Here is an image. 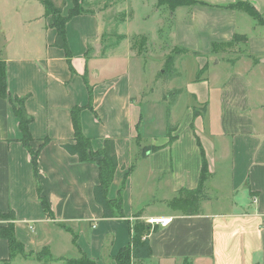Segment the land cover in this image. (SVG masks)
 Wrapping results in <instances>:
<instances>
[{
	"label": "crops",
	"instance_id": "1",
	"mask_svg": "<svg viewBox=\"0 0 264 264\" xmlns=\"http://www.w3.org/2000/svg\"><path fill=\"white\" fill-rule=\"evenodd\" d=\"M199 1L173 10V39L176 47L188 50L179 53L174 64L182 69L186 65L182 55L191 54L198 71L184 86L192 100L186 107L185 127L179 130L180 121L172 131L141 144V117L131 90V64L128 67L133 57L137 66L138 51L133 52L126 34L107 30L106 11L78 14L66 22L71 74L64 51L54 45L56 31L42 4L38 0H0L4 41L0 58L5 62L10 95L0 97V214L13 210L14 234L25 252L46 247L54 259L48 264H66L65 259L81 253L96 264H116L112 256L128 243L130 228L140 212L139 218L152 229L148 235L151 256L134 264H264V0ZM235 1L253 5L263 23L242 9L224 7ZM107 4L104 2L105 7ZM72 5V0H65L62 14ZM24 7L26 13L21 15ZM13 11L19 34L15 52L8 53L4 47L12 34L6 33L2 22L3 15ZM256 26L261 30L250 31ZM234 34L246 39L211 51L213 42H229ZM108 36H116L115 43H108ZM121 42L124 51L119 49ZM241 45L246 48L240 49ZM89 53L115 63L124 55L122 64L126 65L116 68L102 63L98 68L107 72L96 79L87 67ZM14 96H25V110L32 116L30 145L33 151L39 149L37 179L31 155L21 141L11 100ZM75 106L82 107V131L94 150L102 147L105 138L114 140L118 165L107 196L113 199L120 190L121 216L103 217L93 199L96 164L79 162L61 147L72 141L70 110ZM194 109L199 111L196 116ZM135 141L146 160L133 162ZM197 141L208 166L203 183L206 197L197 213L186 215L169 203L179 190L197 186L201 169ZM144 161L148 162L147 175L162 173L164 177L166 192L158 201L167 206L165 211L150 212L135 201L133 183ZM222 168L228 176L230 201L225 202L228 209L216 210L213 203L218 197L207 193L223 189L214 176ZM41 196L47 200L51 216L46 214ZM160 219L166 222L154 221ZM7 222L0 216V225ZM8 256L7 241L0 238V258ZM33 261L39 264L36 260L21 262Z\"/></svg>",
	"mask_w": 264,
	"mask_h": 264
},
{
	"label": "rangeland",
	"instance_id": "2",
	"mask_svg": "<svg viewBox=\"0 0 264 264\" xmlns=\"http://www.w3.org/2000/svg\"><path fill=\"white\" fill-rule=\"evenodd\" d=\"M82 3V9L89 12H93L98 9L105 17L107 30H112L113 34H126L129 43L132 45L133 52L138 51L137 66L134 63V57L131 58L128 67L131 75V90L132 95L135 97V101L139 106L138 111L140 113V123L138 127L139 140L141 144H149L151 136L160 137L171 126L176 125L180 121L179 130L185 127L187 105L192 103L190 96L185 93L184 86L187 80L193 79L197 74L193 58L191 54L182 55L185 59V67L180 69L179 64H174L175 59L178 61V54L173 39V25L174 16L173 10H171L166 4H158L157 0H87ZM34 2V1H33ZM104 2L108 3V7L104 6ZM103 3V4H101ZM157 3V5H156ZM38 7V5H36ZM12 7H10L11 9ZM26 13L24 7L21 11V15ZM12 16V17H11ZM51 16V15H50ZM16 17L15 11L6 13L3 15V28L6 33L12 34L10 40L5 44V51L8 53H14L16 49V41H18V28L19 21L14 19ZM249 20L254 24L251 17ZM261 30L260 26H256L255 32ZM0 46L2 41L1 24H0ZM121 39V38H120ZM108 43H115L116 36H108ZM119 44V49L122 50V44ZM126 43V42H125ZM15 46V47H14ZM124 46V44H123ZM246 46L241 45L240 49H245ZM3 47L0 48V50ZM100 49V48H99ZM98 49V50H99ZM94 51V49H93ZM229 51V50H226ZM92 49L90 50V53ZM98 53V51H96ZM87 56V67L90 72L95 73L96 79L101 78L107 71L102 68H98V65L106 63L109 65H115L116 68H120L123 65V58H120L117 63L115 60L112 62L109 59L100 60L95 59L92 54ZM228 54V53H227ZM1 55V54H0ZM88 55V54H87ZM228 57L231 55H227ZM236 55H232L235 57ZM127 59V55L125 54ZM167 58L170 60L167 61ZM195 59V58H194ZM173 62V64H172ZM179 63V62H177ZM181 63V62H180ZM183 63V62H182ZM173 65L171 68L168 65ZM170 130V129H169ZM172 137V136H171ZM132 159L134 161L146 160L147 157L140 155V147L137 146L136 141L133 142ZM145 158V159H144ZM148 170V162L144 161L140 164L137 176L134 179V192L136 193L137 205L140 208L148 209L150 212L165 211L167 206L160 203L158 200L166 192L163 188L162 173L146 174ZM142 173V174H140ZM138 174H140L138 177ZM219 185L223 187L222 190L210 191L207 193L211 198H217L214 200L213 207L216 210H226L229 204L225 203L230 201L227 191V184L225 180H228L226 174V168H222L214 175ZM156 198L157 200H153ZM171 209V208H170ZM39 251L32 252L31 256H23L17 254L12 260L0 258V264H25L21 261L34 260L35 254ZM23 260H20V258ZM49 263V262H48ZM47 263V264H48ZM27 264H35L30 262Z\"/></svg>",
	"mask_w": 264,
	"mask_h": 264
},
{
	"label": "trees",
	"instance_id": "3",
	"mask_svg": "<svg viewBox=\"0 0 264 264\" xmlns=\"http://www.w3.org/2000/svg\"><path fill=\"white\" fill-rule=\"evenodd\" d=\"M43 8L44 15H51V25L55 28L56 34L54 39V45L61 48L64 51L67 64L69 66L71 74L74 73V69L71 64V53L67 45L65 37V24L71 17L87 13L89 11L82 9V3L84 0H72L73 5L68 9L66 15L62 14L65 6V0H38ZM199 0H157V3L166 4L173 10L180 5H189L193 3H199ZM227 8L242 9L259 22L263 23V18L259 12L249 2L235 1L234 3L227 4ZM246 39L245 35L234 34L233 39L229 42L211 44V51L217 52L220 48H227L232 43ZM188 50L185 48H178V53H186ZM170 59L167 58V61ZM173 64V62H172ZM173 65H168L171 68ZM0 97L10 98L7 90V76L5 62L0 58ZM13 111L18 117V126L22 133L21 141L23 145L28 149L33 166V173L37 179V157L39 149L35 151L31 148L30 142L32 136L29 131V123L32 120V116L28 114L24 107L25 96H14ZM89 107H92L89 104ZM82 107L75 106L70 110L71 124L73 129V137L71 142H65L61 144V147L70 155H74L82 163H94L98 167V181L92 188V194L94 201L101 207L102 216L105 218H113L121 216L122 214V199L120 190L117 196L113 199H109L107 196L109 186L113 179V174L117 168V154L115 150L114 140L112 138H105L103 140L102 147L98 150H94L91 146L90 139L85 136L81 127L80 112ZM95 113L94 109L91 108ZM204 111V107H202ZM199 111L194 109L193 115L196 116ZM170 129V130H169ZM168 130L172 131L174 127H170ZM172 141V137H169V142ZM198 142V141H197ZM44 141L42 142V144ZM41 144V145H42ZM199 144V142H198ZM200 146V144H199ZM155 148V147H154ZM201 152V169L197 186L194 189H181L177 195L170 201L169 206L171 208L180 210L183 214L191 215L199 211V204L202 199L206 197L203 190V183L208 176V166L205 159L204 151L200 146ZM37 191L40 194V188L37 186ZM41 203L47 215L51 216L49 205L45 197H40ZM1 217L7 218L8 222L4 225H0V238L7 241L9 247V256L7 261L12 260L17 254L23 256H31L32 252H25L22 244L16 239L14 234V212L9 210L4 214H0ZM132 227L130 228V239L128 243L121 247L119 251L112 256V259L116 264H134L135 260L145 259L151 256V248L149 245L148 235L152 231L150 225L139 218L140 212L136 214ZM34 260L39 264H47L49 261L54 260L49 255L46 247L42 248L40 252L35 254ZM66 264H96L95 260L88 258L84 253H81L79 257L72 259H65Z\"/></svg>",
	"mask_w": 264,
	"mask_h": 264
},
{
	"label": "built area",
	"instance_id": "4",
	"mask_svg": "<svg viewBox=\"0 0 264 264\" xmlns=\"http://www.w3.org/2000/svg\"><path fill=\"white\" fill-rule=\"evenodd\" d=\"M154 221H156V222H160L161 224H164V222H166V221H164V220H162V219H160V220H154Z\"/></svg>",
	"mask_w": 264,
	"mask_h": 264
}]
</instances>
